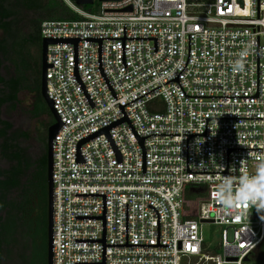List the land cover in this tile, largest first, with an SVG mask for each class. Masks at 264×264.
Returning a JSON list of instances; mask_svg holds the SVG:
<instances>
[{"label":"built area","instance_id":"2783aa9c","mask_svg":"<svg viewBox=\"0 0 264 264\" xmlns=\"http://www.w3.org/2000/svg\"><path fill=\"white\" fill-rule=\"evenodd\" d=\"M74 7L39 26L57 39L51 264H264V213L213 195L264 162V0ZM202 223L219 226L215 246Z\"/></svg>","mask_w":264,"mask_h":264},{"label":"rangeland","instance_id":"374dc122","mask_svg":"<svg viewBox=\"0 0 264 264\" xmlns=\"http://www.w3.org/2000/svg\"><path fill=\"white\" fill-rule=\"evenodd\" d=\"M18 1L7 0L9 7L14 10L9 22L11 29H0V73L4 77L16 76L18 79V101L13 105L4 104L2 112L4 118L11 123L8 130L9 136L13 137L11 144H15L13 141L15 139L20 140V151L30 156L29 174L44 150L42 137L36 136L33 132L36 121L29 114L30 103L36 94L32 83L35 77V65L37 61L40 62L36 29L39 22L49 18V15L55 18H70L78 13L74 7L77 5L69 0H28L27 8L20 7ZM219 229V226L210 223L201 224L203 238L213 246L216 245ZM27 254L30 257L32 252L28 251ZM0 264H18V261L16 262V259L5 252ZM184 264H210V262L189 257Z\"/></svg>","mask_w":264,"mask_h":264},{"label":"trees","instance_id":"16d2710c","mask_svg":"<svg viewBox=\"0 0 264 264\" xmlns=\"http://www.w3.org/2000/svg\"><path fill=\"white\" fill-rule=\"evenodd\" d=\"M18 1V0H17ZM28 0H21L17 2L20 7L27 8ZM96 2V3H95ZM97 0H94L93 4L81 5L82 8L86 10H94L97 4ZM7 0H0V29H11L9 27L10 17L13 16L14 10L9 7ZM47 19H77L80 18L78 14H74L70 18H55L49 15ZM42 21V20H41ZM40 21V22H41ZM39 25L36 29V40L38 41V46L41 47V37L39 34ZM1 65V59H0ZM40 62L37 61L35 65V77L33 79V86L36 90V94L30 103L29 114L30 117L35 119L36 126L33 130L36 136L42 137L43 144V154L34 163L32 171L28 174V169L31 165L30 156L22 154L20 149L17 152L11 153L12 150H8L7 146L4 147L2 155L7 159H15V163L11 165V168L7 171H3V179H0V210L10 202L7 198V193L11 190L20 191L19 195L24 197H30L33 201L37 198L40 204L43 205V210L45 214L46 207V130L47 127L54 122L53 116L49 111V108L40 94ZM13 78V77H12ZM0 124L2 128L0 129V136H3L5 143L12 137L9 136L8 130L10 129L11 123L7 118H4L2 107L4 104L13 105L18 100V79L13 78L6 80L0 75ZM6 145V144H5ZM23 202L22 199H20ZM185 200L188 204H191L195 200V196L191 192H186ZM18 202L19 200L16 199ZM12 206V205H11ZM4 218L0 216V255L2 253V245L4 243L11 245L12 248H5L3 254L7 252L10 257L18 264H46V221L44 220L45 226L42 230L31 234L32 243L29 244L28 238L19 234L17 228L9 223L7 220L3 221ZM20 237V238H19ZM32 252L31 256L28 257L27 252Z\"/></svg>","mask_w":264,"mask_h":264},{"label":"clouds","instance_id":"9594fccd","mask_svg":"<svg viewBox=\"0 0 264 264\" xmlns=\"http://www.w3.org/2000/svg\"><path fill=\"white\" fill-rule=\"evenodd\" d=\"M247 54V50L240 52L238 58L232 62L234 72L244 71V57ZM237 179L238 185L235 183ZM213 195L223 212L231 213L238 208L254 207L257 213H264V162L257 166L254 175L243 173L238 178L225 176ZM260 219L264 221V214L260 215Z\"/></svg>","mask_w":264,"mask_h":264},{"label":"flooded vegetation","instance_id":"af4514ba","mask_svg":"<svg viewBox=\"0 0 264 264\" xmlns=\"http://www.w3.org/2000/svg\"><path fill=\"white\" fill-rule=\"evenodd\" d=\"M1 59V58H0ZM1 67V65H0ZM0 75L4 77L1 73ZM14 79L16 76H12ZM12 77H4L6 80L13 79ZM40 77V74H39ZM2 128V124H0V129ZM9 132V131H8ZM9 134V133H8ZM15 144H11V138L8 140V143L3 136H0V179H3V171H7L11 168V165L15 163V159H7L2 155V151L4 147L7 146L8 150H12L11 153L17 152L20 147V140L15 139L13 140ZM19 141V142H18ZM6 144V145H5ZM12 191V193H10ZM7 193L6 201L8 200V204L4 207V209L0 210V216L4 218L3 221H8L12 225L17 228L19 234H22L25 238H28L29 244L32 243L31 241V234L36 233L45 226L44 220L47 223V211L45 207V214L43 210V205L40 204V201L35 198L33 201L30 197L22 198L19 195V192L16 190H11ZM16 199L19 201L17 202ZM23 202H21V200ZM47 202V197H46ZM12 205V206H11ZM20 238V237H19ZM2 253L0 255V260L4 256L3 251L5 248H12L11 245L4 243L2 245Z\"/></svg>","mask_w":264,"mask_h":264},{"label":"water","instance_id":"95a60500","mask_svg":"<svg viewBox=\"0 0 264 264\" xmlns=\"http://www.w3.org/2000/svg\"><path fill=\"white\" fill-rule=\"evenodd\" d=\"M76 5L93 4L94 0H69ZM97 1H110V0H97ZM57 39L42 38L40 47V94L45 100L50 113L53 116L54 122L47 127L46 130V264H51V247H52V180H51V166H52V151L51 141L54 137L56 130L60 126L59 118L53 108L52 102L46 93V78L45 70L48 67L46 62V47L49 43H54ZM246 259V258H245Z\"/></svg>","mask_w":264,"mask_h":264}]
</instances>
